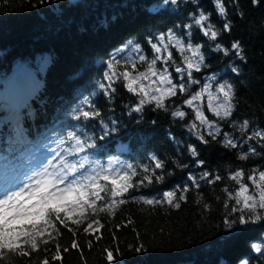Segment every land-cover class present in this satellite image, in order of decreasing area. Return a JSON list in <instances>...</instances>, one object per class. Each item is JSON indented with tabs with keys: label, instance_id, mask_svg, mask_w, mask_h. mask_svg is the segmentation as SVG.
<instances>
[{
	"label": "trees",
	"instance_id": "16d2710c",
	"mask_svg": "<svg viewBox=\"0 0 264 264\" xmlns=\"http://www.w3.org/2000/svg\"><path fill=\"white\" fill-rule=\"evenodd\" d=\"M161 4L162 0H45L43 3L0 0V179L22 168L27 155L11 135L17 126L15 118H19V127L30 139H39L38 126L44 129L47 125L51 133L53 129L60 131L61 126L75 124L73 110L88 98L96 102L105 121L115 120L119 126L118 132L104 142V156L115 155L140 165L150 164L148 155L156 153L169 162L166 173L171 175L166 174L162 183H154L133 195L159 196L165 190L187 183L189 172L199 175L202 170L186 151L188 145L196 146L206 170L216 172L223 179L215 185L202 183L200 191L193 189L180 209L167 205L151 208L130 201L117 207L114 214H101L103 227L99 229L102 234L99 242L77 231L76 240L83 256L70 249L73 237L62 230L55 242L61 250L70 249L67 253L62 251V264H106L102 250L111 248L113 243L118 245V251L113 253L117 264H241L244 260L249 264H264V256L253 249L255 244L264 246V221L227 229L224 220L228 209L224 207L226 197L222 192L225 186L230 191L234 187V182L227 179L229 172L237 168H244L246 173L252 168L264 170V156L250 155L248 160L239 161L237 155L247 149V144L242 149H226L218 142L208 146L199 144L184 127L194 119V112L186 106L183 110L187 114L182 120L159 110L154 112L149 106L142 114L143 123H138L140 114L127 115L128 106L135 103V98L121 84L116 85L112 101L100 97L96 87L103 71L101 61L110 54L118 59L123 56L135 60L134 45L140 43L151 59L145 37L190 22L185 13L195 11L192 4L182 5L179 11L171 5L156 10ZM199 7L212 14L211 22L217 29L222 26L213 0H199ZM237 11L243 16H236L229 2L227 18L234 26L231 34L222 35L218 42L225 46L236 39L242 42L247 62L237 61L239 75L228 70L235 58L211 52L212 42L195 29L194 43H204L209 58L208 67L193 75L203 83L215 73L218 80L233 83L238 107L232 120L239 124L248 119L252 126L264 127V0L258 6L251 0H239ZM182 31L177 29V34L181 35ZM130 40L133 44L120 52ZM173 56L179 64V54L174 51ZM115 67L123 70L119 65ZM146 68L147 64L137 62V71ZM172 75L175 79L176 74ZM198 90V86H191L192 92ZM183 99L178 95L167 101L169 112L182 106ZM201 106L210 121L215 119L207 108V96ZM218 122L224 131L243 135L237 128H230V122ZM85 132L88 137H94L99 127L93 122ZM169 132L175 136V142L169 141ZM89 156L103 158L99 153ZM171 161H179L186 167H177ZM68 162H74L71 155ZM205 203L210 205L208 210L204 209ZM90 240L91 249L84 246ZM137 244L145 250H133ZM42 258V254L34 255L32 261L10 257L8 264H39Z\"/></svg>",
	"mask_w": 264,
	"mask_h": 264
},
{
	"label": "snow or ice",
	"instance_id": "6c2138e0",
	"mask_svg": "<svg viewBox=\"0 0 264 264\" xmlns=\"http://www.w3.org/2000/svg\"><path fill=\"white\" fill-rule=\"evenodd\" d=\"M229 2L234 14L243 16L242 12L237 11L239 0H213L217 17L222 19V26L217 29L211 22L212 14H206L199 7V0H162L156 10L171 5L179 11L182 5L192 4L195 11L185 13L190 22L146 36L144 43L151 53V59L144 47L136 43L133 49L137 54L135 60L129 61L123 56L118 59L116 55L110 54L106 60L101 61L103 71L100 73L101 80L96 84L100 97L112 101L116 85L121 84L135 98V103L128 106L130 110L127 115L140 114L138 123H143L142 114L149 106L154 112L159 110L180 120L187 114L183 110L186 106L194 112V119L184 127L199 144L208 146L218 142L226 149H242L247 144V149L237 155L239 161L248 160L250 155L264 156V127L252 126L248 119L239 124L232 120L238 107L234 84L218 80L215 73L203 83L193 75L208 67L206 60L209 58L205 55V44L194 43L193 29L206 41L212 42L214 47L210 49L211 52L235 58L228 65L231 73L239 75L237 61L240 64L247 62L245 49L239 39L230 41L227 46L218 42L222 35H230L234 26L227 18ZM251 2L258 6L261 0ZM177 29L183 30L181 35L177 34ZM132 44L131 40L128 41L119 51L125 52ZM174 51L180 56L179 64L173 56ZM137 62L147 64L146 70L137 71ZM116 65L123 70H118ZM173 72L176 74L175 79ZM145 81L155 86L149 91ZM193 85L198 86L199 90L192 92ZM178 95L184 97L182 106L169 112L166 102ZM205 96L207 108L215 118L211 121L201 106ZM73 112L76 123L61 126L60 131L53 129L49 133L47 125L44 129L38 126L39 139H30L29 134H25L19 127V118H15L17 126L12 129L11 135L15 144L19 142L27 155L24 156V164L16 178L0 185V264H8L10 257L32 261L34 255L38 254L43 255L39 264H62V251L67 253L70 249L83 256L76 240L77 231L99 242L102 239L99 229L103 227L101 214H114L117 207L130 201L143 203L151 208L167 205L180 209L193 189L200 191L202 183L215 185L223 179L216 172L206 170L205 161L199 158L196 146L188 145L186 151L197 168L202 170L199 175L189 172L187 183L165 190L159 196L133 195L132 193H141L142 189L154 183H162L166 174L171 175V172L166 173L169 162L156 153L148 155L150 164L140 165L115 155L104 156V142L119 130L116 121H105L96 102L88 98ZM218 121L230 122L228 126L237 128L243 135L236 136L231 131H224ZM93 122L99 127V132L94 137H88L85 129ZM155 123L153 120V126ZM168 138L170 142L176 141L171 132ZM89 153H99L103 158H90ZM69 155L74 162H68ZM78 156L80 158L75 159ZM171 163L177 167H186L179 161ZM227 179L234 182V187L231 191L227 186L222 189L226 197L224 207L228 209L225 227H247L264 221V170L252 168L246 173L244 168H237L228 173ZM209 208L210 205L205 203L204 209ZM130 223L131 220H128V224ZM119 227L121 225H117ZM62 230L73 237L70 249L61 250L60 244L55 242L62 235ZM112 239L115 240L114 235ZM84 246L91 249V240ZM52 249L55 251L52 252ZM253 249L264 256V246L255 244ZM133 250L145 249L143 245L137 244ZM102 251L106 264H117L113 254L118 251L117 244L113 243L111 248ZM241 264H249V261L244 260Z\"/></svg>",
	"mask_w": 264,
	"mask_h": 264
},
{
	"label": "rangeland",
	"instance_id": "374dc122",
	"mask_svg": "<svg viewBox=\"0 0 264 264\" xmlns=\"http://www.w3.org/2000/svg\"><path fill=\"white\" fill-rule=\"evenodd\" d=\"M145 84H146V86L148 87V90H151V88L152 87H154L155 85H151V84H149L147 81H145ZM19 170H21V169H19ZM15 173H13L11 176H13ZM9 177V176H8ZM2 178H6V177H2Z\"/></svg>",
	"mask_w": 264,
	"mask_h": 264
}]
</instances>
